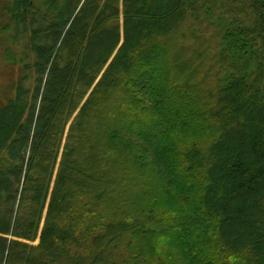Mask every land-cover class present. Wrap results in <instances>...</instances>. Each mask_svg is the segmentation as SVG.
<instances>
[{
  "label": "trees",
  "instance_id": "trees-1",
  "mask_svg": "<svg viewBox=\"0 0 264 264\" xmlns=\"http://www.w3.org/2000/svg\"><path fill=\"white\" fill-rule=\"evenodd\" d=\"M8 10L0 264H264V0Z\"/></svg>",
  "mask_w": 264,
  "mask_h": 264
},
{
  "label": "rangeland",
  "instance_id": "rangeland-1",
  "mask_svg": "<svg viewBox=\"0 0 264 264\" xmlns=\"http://www.w3.org/2000/svg\"><path fill=\"white\" fill-rule=\"evenodd\" d=\"M14 1L15 0H0V87L2 88L8 85L4 83V79H6L8 73L12 72V67L10 69L9 63L5 59L6 50L10 48L19 56L25 48V41L27 40V38L24 37L26 34H23V37H18V34H16L17 26L13 20L12 13L8 10ZM37 1L42 3L45 0ZM38 242L37 240L36 243Z\"/></svg>",
  "mask_w": 264,
  "mask_h": 264
}]
</instances>
